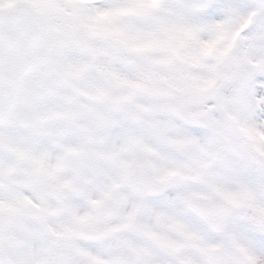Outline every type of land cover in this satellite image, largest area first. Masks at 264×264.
<instances>
[{
    "label": "snow or ice",
    "instance_id": "obj_1",
    "mask_svg": "<svg viewBox=\"0 0 264 264\" xmlns=\"http://www.w3.org/2000/svg\"><path fill=\"white\" fill-rule=\"evenodd\" d=\"M0 264H264V0H0Z\"/></svg>",
    "mask_w": 264,
    "mask_h": 264
}]
</instances>
